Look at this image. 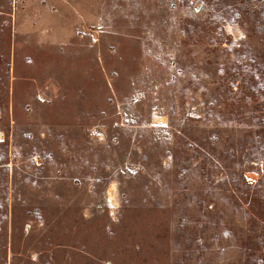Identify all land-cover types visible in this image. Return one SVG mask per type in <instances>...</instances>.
Masks as SVG:
<instances>
[{
	"label": "rangeland",
	"instance_id": "1",
	"mask_svg": "<svg viewBox=\"0 0 264 264\" xmlns=\"http://www.w3.org/2000/svg\"><path fill=\"white\" fill-rule=\"evenodd\" d=\"M0 133V264H264V0H0Z\"/></svg>",
	"mask_w": 264,
	"mask_h": 264
},
{
	"label": "bare ground",
	"instance_id": "2",
	"mask_svg": "<svg viewBox=\"0 0 264 264\" xmlns=\"http://www.w3.org/2000/svg\"><path fill=\"white\" fill-rule=\"evenodd\" d=\"M154 121H155V123H157V124H162V123L164 122V119L161 118V117H158V118H156ZM2 138H3V135L0 133V141L2 140Z\"/></svg>",
	"mask_w": 264,
	"mask_h": 264
}]
</instances>
